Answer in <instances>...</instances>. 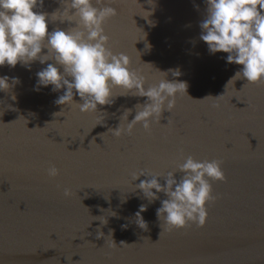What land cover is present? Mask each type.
Listing matches in <instances>:
<instances>
[{"label": "water", "instance_id": "95a60500", "mask_svg": "<svg viewBox=\"0 0 264 264\" xmlns=\"http://www.w3.org/2000/svg\"><path fill=\"white\" fill-rule=\"evenodd\" d=\"M0 264H264V0H0Z\"/></svg>", "mask_w": 264, "mask_h": 264}]
</instances>
